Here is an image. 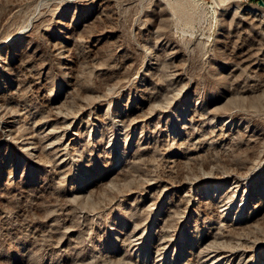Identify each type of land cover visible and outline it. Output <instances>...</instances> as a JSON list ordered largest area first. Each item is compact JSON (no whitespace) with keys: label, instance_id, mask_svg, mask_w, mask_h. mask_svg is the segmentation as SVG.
I'll return each mask as SVG.
<instances>
[{"label":"rangeland","instance_id":"374dc122","mask_svg":"<svg viewBox=\"0 0 264 264\" xmlns=\"http://www.w3.org/2000/svg\"><path fill=\"white\" fill-rule=\"evenodd\" d=\"M0 264H264V6L0 0Z\"/></svg>","mask_w":264,"mask_h":264},{"label":"built area","instance_id":"2783aa9c","mask_svg":"<svg viewBox=\"0 0 264 264\" xmlns=\"http://www.w3.org/2000/svg\"><path fill=\"white\" fill-rule=\"evenodd\" d=\"M258 2H261L262 4H264V0H257Z\"/></svg>","mask_w":264,"mask_h":264},{"label":"water","instance_id":"95a60500","mask_svg":"<svg viewBox=\"0 0 264 264\" xmlns=\"http://www.w3.org/2000/svg\"><path fill=\"white\" fill-rule=\"evenodd\" d=\"M258 4H259L260 6H262V3H261V2H258Z\"/></svg>","mask_w":264,"mask_h":264},{"label":"bare ground","instance_id":"6f19581e","mask_svg":"<svg viewBox=\"0 0 264 264\" xmlns=\"http://www.w3.org/2000/svg\"><path fill=\"white\" fill-rule=\"evenodd\" d=\"M262 6H264V4H262Z\"/></svg>","mask_w":264,"mask_h":264}]
</instances>
